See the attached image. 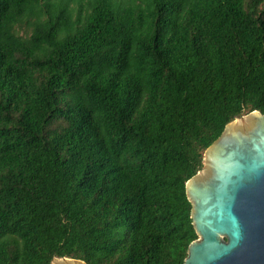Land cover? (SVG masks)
<instances>
[{
  "label": "trees",
  "instance_id": "trees-1",
  "mask_svg": "<svg viewBox=\"0 0 264 264\" xmlns=\"http://www.w3.org/2000/svg\"><path fill=\"white\" fill-rule=\"evenodd\" d=\"M264 114V0H0V264H183L187 181Z\"/></svg>",
  "mask_w": 264,
  "mask_h": 264
},
{
  "label": "water",
  "instance_id": "water-1",
  "mask_svg": "<svg viewBox=\"0 0 264 264\" xmlns=\"http://www.w3.org/2000/svg\"><path fill=\"white\" fill-rule=\"evenodd\" d=\"M186 183L198 238L183 264H264V114L228 123ZM51 264H87L55 258Z\"/></svg>",
  "mask_w": 264,
  "mask_h": 264
}]
</instances>
